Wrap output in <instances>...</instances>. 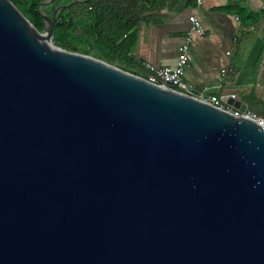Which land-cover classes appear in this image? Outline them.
<instances>
[{"label": "water", "instance_id": "95a60500", "mask_svg": "<svg viewBox=\"0 0 264 264\" xmlns=\"http://www.w3.org/2000/svg\"><path fill=\"white\" fill-rule=\"evenodd\" d=\"M54 1L0 0V264H264V129L59 48Z\"/></svg>", "mask_w": 264, "mask_h": 264}, {"label": "crops", "instance_id": "0c3cea01", "mask_svg": "<svg viewBox=\"0 0 264 264\" xmlns=\"http://www.w3.org/2000/svg\"><path fill=\"white\" fill-rule=\"evenodd\" d=\"M100 4L105 29L122 18L135 20L127 60L108 51L98 56L102 60L141 77L146 74L145 64L173 68L191 26L188 18L194 15L201 34H192L183 79L200 93L216 95L225 108L233 109L239 101L256 116H264V0H200L199 4L102 0Z\"/></svg>", "mask_w": 264, "mask_h": 264}, {"label": "trees", "instance_id": "16d2710c", "mask_svg": "<svg viewBox=\"0 0 264 264\" xmlns=\"http://www.w3.org/2000/svg\"><path fill=\"white\" fill-rule=\"evenodd\" d=\"M15 7L29 20V22L39 31L44 29L43 19L38 11L39 4L44 0H10ZM71 0H55L50 4L42 6V13L52 16L53 10L60 4H65ZM102 0H81L79 3L71 5L60 11L58 18L54 24L53 40L55 44L67 51L79 53L84 55L90 54V47L79 46V43L85 42L81 35L78 34V22L72 15L71 9L76 5H84L83 17H87V29L93 36V44L101 47L105 51L116 55L117 57L127 60V50L130 45L128 39H132V29L135 25V20L132 17L119 19V22L113 26L105 29L104 23V9L100 4ZM88 43V41H86ZM102 60L98 56H92ZM104 61V60H103ZM106 62V61H105ZM108 63V62H107ZM110 64V63H109ZM112 65V64H111ZM264 118V116H263Z\"/></svg>", "mask_w": 264, "mask_h": 264}, {"label": "built area", "instance_id": "2783aa9c", "mask_svg": "<svg viewBox=\"0 0 264 264\" xmlns=\"http://www.w3.org/2000/svg\"><path fill=\"white\" fill-rule=\"evenodd\" d=\"M197 4L200 3V0H195ZM191 26L187 32L183 43L178 48V57L173 68L171 67H156L151 64H145L146 74L143 77L146 81L157 86H165L166 88L178 92L180 94L197 98L202 102L220 108L234 117H240L243 119H248L264 129V118L256 116L251 111L247 110L244 113L239 112L236 109H229L222 106L220 99L214 94H203L197 91V89L192 85L187 83L183 79V73L185 67L187 66L188 61V51L189 46L192 40V34L197 32L201 34V24L196 19L194 15L189 16L188 18ZM229 54V53H228ZM231 98H235L234 95H231Z\"/></svg>", "mask_w": 264, "mask_h": 264}, {"label": "rangeland", "instance_id": "374dc122", "mask_svg": "<svg viewBox=\"0 0 264 264\" xmlns=\"http://www.w3.org/2000/svg\"><path fill=\"white\" fill-rule=\"evenodd\" d=\"M83 7H84V5L78 4L71 9L72 15L77 19V22L79 24V26L77 28L78 29L77 32L79 35H81L82 39L85 40V42L79 43V46L90 47V54L91 55H89V56H101L102 54H103L102 56H105V53H107V52L104 49H102L101 47H98L95 44H93L94 43L93 42L94 41L93 36L91 33H89V31L86 27L88 18L82 16V13L84 12ZM86 41H88V43H86Z\"/></svg>", "mask_w": 264, "mask_h": 264}]
</instances>
